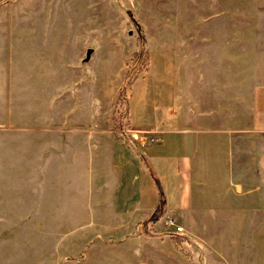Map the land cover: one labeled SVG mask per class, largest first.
<instances>
[{
  "label": "rangeland",
  "instance_id": "obj_1",
  "mask_svg": "<svg viewBox=\"0 0 264 264\" xmlns=\"http://www.w3.org/2000/svg\"><path fill=\"white\" fill-rule=\"evenodd\" d=\"M1 4L0 15L29 17L11 25L13 62L50 64L55 70L51 80L56 81L58 70L65 72L68 109L85 99L89 104L92 78L98 131H113L125 145H131L127 141L131 138L138 147L150 146L147 139L157 133L136 126L134 119L140 116L139 121L154 124V104L145 99L161 103L185 96L193 59L196 65L209 64L212 76L220 64L226 65L229 86L235 33H242L245 99L250 93L252 52L255 61L261 51L264 55V0H5ZM9 101L1 99L5 111ZM18 101L13 123L4 119L3 137L8 142L11 135L6 131L26 127L28 109L37 106L27 104V99ZM29 113L33 126L38 113ZM3 150L10 153V147ZM146 168L158 200L152 218L132 230L124 219L97 208L88 194L81 198L74 193L70 184L60 208L55 205L58 200L46 199L45 206L30 215L34 210L26 184L2 183L0 178V264H208L201 232L187 228L186 215L166 214L158 175L154 168L155 174ZM177 227L184 233L178 234ZM217 261L215 257L211 262Z\"/></svg>",
  "mask_w": 264,
  "mask_h": 264
},
{
  "label": "crops",
  "instance_id": "obj_2",
  "mask_svg": "<svg viewBox=\"0 0 264 264\" xmlns=\"http://www.w3.org/2000/svg\"><path fill=\"white\" fill-rule=\"evenodd\" d=\"M28 18L0 15V178L2 183L26 184L34 210L28 214H36L46 199L58 200L60 208L70 184L81 198L88 194L97 208L127 221L128 230L135 229L152 218L158 200L144 158L158 175L166 214L186 215L187 228L201 232L208 264L215 257L217 264H264V55L261 51L255 61L253 39L245 99L243 34L238 31L229 86L226 65L220 64L218 75L212 76L209 64L196 65L193 59L185 96L161 103L145 99L154 104V124L139 121L140 116L134 124L154 128L160 142L138 147L125 145L113 131L99 133L92 78L89 104L85 99L68 109L65 72L59 69L56 81L51 80L55 70L50 64L13 62L11 25ZM51 82L54 87L47 89ZM1 99H10L8 111ZM18 99H27V104L35 99L31 103L36 108L28 111L38 113L37 123L30 124L28 112L26 127L6 131L8 142L4 119L13 123Z\"/></svg>",
  "mask_w": 264,
  "mask_h": 264
},
{
  "label": "built area",
  "instance_id": "obj_3",
  "mask_svg": "<svg viewBox=\"0 0 264 264\" xmlns=\"http://www.w3.org/2000/svg\"><path fill=\"white\" fill-rule=\"evenodd\" d=\"M126 132H121V137L125 134ZM124 138V137H123ZM127 141H129L131 144H132V140H131V138H128V140ZM160 142V137H159V135H151V137H149L148 139H147V143H148V145H154V144H157V143H159ZM177 233L178 234H183L184 233V230H183V228H181V227H177Z\"/></svg>",
  "mask_w": 264,
  "mask_h": 264
},
{
  "label": "trees",
  "instance_id": "obj_4",
  "mask_svg": "<svg viewBox=\"0 0 264 264\" xmlns=\"http://www.w3.org/2000/svg\"><path fill=\"white\" fill-rule=\"evenodd\" d=\"M142 161H143V163H145V165H147V167L149 168V170L151 171V173H152V174H155L153 168L150 167L148 161H147L146 159H144V158H142ZM155 176H156V175H155Z\"/></svg>",
  "mask_w": 264,
  "mask_h": 264
}]
</instances>
